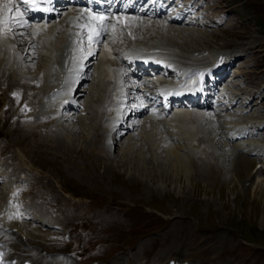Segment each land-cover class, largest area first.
Returning a JSON list of instances; mask_svg holds the SVG:
<instances>
[{
	"label": "rangeland",
	"instance_id": "374dc122",
	"mask_svg": "<svg viewBox=\"0 0 264 264\" xmlns=\"http://www.w3.org/2000/svg\"><path fill=\"white\" fill-rule=\"evenodd\" d=\"M219 5L221 9L224 8L230 13L232 27L217 30L199 28L208 35H204L201 43L189 42L187 45H192L191 48L206 45L207 47L241 45L248 53L247 58L251 56L256 58L255 70L260 71L256 77H261L264 74V0H220ZM157 19L159 18L151 20ZM167 40L171 44L176 42L174 38ZM251 69L253 68H249L250 73H252ZM3 75L4 71L1 69V120H4V126L10 128L14 143V146L11 145L6 150L14 151L13 158L17 161L20 155L16 149H22L27 155V160L42 167L46 170V174L50 173L48 185H45L39 181L42 175L37 177L33 168L23 171L31 173L33 177L28 179L31 181L29 184L31 196L27 194L26 199L30 198V203H33L37 208L40 207L41 217L44 220L45 215L52 216L62 225V230L55 237L48 230L43 231L40 226L35 227L28 223H22L18 229L21 230L20 233L27 244H36L37 239H42L39 246L47 247L48 250L53 249L54 245L50 246L46 240L60 239L61 232L64 229L67 230L69 226L72 227L68 231V238L72 237V230H83L84 225H76L75 222L81 216V211L89 208L88 211L92 212L91 220L94 223L92 224L93 230L90 228L88 230L87 227V236L93 239L101 237L98 256L95 255L97 261L100 258L111 260L118 256L129 255L130 262L144 264L142 244L146 246V249L151 250L158 243H179L174 248L180 249L184 241H191L197 245V249L200 247L206 252L198 238H191L201 236L209 251L212 254H219L215 262L217 264H220L222 259L226 264H240L241 256L244 261H248L251 255V251H249L251 246L252 254L254 255L256 252V264H264V208H262L264 200L261 205L253 202L251 184L253 185L254 182H245L244 177L237 181L234 174H229L230 171L225 173L226 179L211 177V179L202 178V180L195 181L190 177L188 179L190 181L185 179L168 180L166 177L172 172H170L171 164L166 163L164 155H161L162 152L164 154V148L160 154H157L160 157L156 156L157 163L151 161L150 153L146 157L144 156V162L140 160L139 156L142 155V150H140L141 144L139 145L138 142L133 147L132 157L129 155L126 157L128 145L134 139L133 137L132 141L125 143L127 137L133 133L131 129L128 131L120 129L121 134L115 136L116 140H119L116 146V141L111 140L113 137L109 138V147H107L106 141L105 150L107 151V148L110 150L109 153L106 152L107 155L102 154L100 145L87 147L85 143L88 139H85V142H82V139L78 142L79 139H76L72 142L70 151L67 150V147L62 149L56 144L54 136L60 135L62 132L63 138H68L67 122L60 120V129L55 125L59 124L57 123L58 119L53 125L47 123L46 126L53 135L33 136L32 128L26 127V125H16L6 116V112L10 114L16 110L21 111L20 108L25 102L31 104L32 101L28 99H33L35 92L28 90L25 93L23 82L19 83L20 88L18 86L15 88L6 87L7 79L4 81ZM91 79H88L89 82L87 84L85 82L84 86L79 89L89 88ZM261 91L264 92V87ZM27 93L29 94L27 95ZM6 100L7 103H5ZM34 103L33 101V106ZM260 103L264 104V95ZM5 104L6 109L3 111L2 106ZM262 118H264V114H262ZM100 122L101 117L94 123L84 122L89 128L91 127L90 136L93 134L92 129L99 126ZM18 128L24 131H20ZM23 165L26 163L23 162ZM142 165L143 167H141ZM202 174L205 175V173ZM59 183L70 185L72 188L80 190L79 192L82 194L92 195L96 199L99 197L97 205L102 208L101 216L96 207L91 208L95 201L87 203L84 198L78 197L75 201L71 197H66L57 188L56 185L59 186ZM152 189L159 190L161 194L157 195ZM57 210L64 211L65 214L74 213V216L71 221H66L57 214ZM66 230L63 232H67ZM185 230L188 231L190 237L180 243ZM27 232H31L32 237L26 236ZM53 233L56 234L57 231ZM241 236L245 239H242ZM125 239L135 241L134 246L130 248L124 246ZM247 241H254L255 244ZM120 247L124 251L117 253ZM190 248L188 246V249ZM133 254L135 256L138 254V258L135 259ZM229 258L232 259L231 262H228ZM161 259L159 261L164 260Z\"/></svg>",
	"mask_w": 264,
	"mask_h": 264
},
{
	"label": "bare ground",
	"instance_id": "6f19581e",
	"mask_svg": "<svg viewBox=\"0 0 264 264\" xmlns=\"http://www.w3.org/2000/svg\"><path fill=\"white\" fill-rule=\"evenodd\" d=\"M6 5V0H0V47H4L1 49V53L3 54H1L0 57V70L3 69L4 71V81L7 79L6 87H19V83L23 82V85H25V93L28 90L35 92V100L41 102L39 96L41 90L51 92L49 91L51 87L54 88L56 86L62 88L65 85V81L62 80L64 74L62 73L61 68L54 63L61 58L59 51L64 48L66 41L74 36L75 33V37L80 33L76 28L78 24L84 21L81 17V7L78 8L77 6L68 4H59V12H57L56 16L46 24L26 21L25 23L27 27L21 28V24L18 22L14 24L15 21H11V17H7L3 14L9 9V5ZM1 16H4V18ZM151 19L155 18L140 17L136 19L134 23L124 20L125 24H122L123 28L118 32L115 38L116 45L126 43L127 45H146L149 47L163 46V49L171 50L172 55L181 62L193 60L194 58L190 54H193L198 50L200 52L207 47L206 45L200 46L199 48H191L192 45H187L189 42L198 43L202 41L204 35H208L207 33L205 34L203 30L199 28H184L178 24H174L176 26L167 25L160 19L155 21ZM37 29H41V31H38ZM40 38H43V40H40ZM165 38H174L176 42L175 44H171L169 43V40ZM110 45L111 42L109 41L87 49V52L96 50V53L93 54L91 58L94 60L96 59L98 62L97 67L101 72L92 76L93 78L90 80L89 88L83 90L77 87L74 90V92L76 91V98L80 106L83 108L82 111H86L85 113L87 116H84L86 114L80 115L75 112H69L66 113L67 116H61L62 118L57 121L59 124H55L57 128H59V121L63 120L64 122H67L66 129L69 127L68 138H63L61 131V134L59 133L60 135L54 134V138L57 141L56 144L62 147V149L63 147H67V150L70 151L72 150V142L76 141V139H79L78 142L81 139L83 140L82 142H85L84 140L88 139L85 143L87 147H92V145L93 147H96L97 145H100L101 151L106 155L110 151L108 148L107 151L105 150V138L109 135V131L111 130L102 131L101 136L98 137L95 132L100 128V125H97L98 127L96 126L92 129L93 134L90 136L89 132L91 127L89 128L88 125L84 124V122L94 123V121L99 120L100 117L102 121L105 115L100 111V104L110 95L108 89L118 86L119 77L124 74V69L118 70L115 67L117 63L113 48ZM243 49L244 48H242L243 53L241 58L245 59L248 53ZM208 56H210V54H208ZM236 61L238 60H234L235 64ZM246 61L247 59L244 60L242 64H245ZM73 76L75 77L76 74ZM36 84H41L45 87L38 88ZM116 90L117 89H112L111 94H114ZM52 92L56 93L54 89ZM71 93L70 96L72 95ZM67 94H69V92H67ZM53 102L56 101L54 100ZM45 103L50 105L52 104V100L46 99ZM64 103L69 105V101L61 100L59 106L64 108ZM40 107L44 108L39 104V108ZM65 111L68 112V110ZM181 118L182 120L185 119V123L190 126L191 129H189L188 132H180L178 134L188 135V138L191 139L198 136L200 141L208 143L213 148L212 156L217 153V160L220 165L221 163L224 164L225 169L222 170L218 167L214 168L213 165H206L189 157H184L175 150L173 143L168 142V138H166L165 135L172 138L175 134H165L163 132L164 129H169L170 127L183 129L182 124L177 123ZM173 119L174 123L170 122L169 119L168 121L163 120L160 125L157 121L143 116L140 119L138 117L134 121H126L125 127L132 128L131 130L133 133L131 136L127 137L125 143L132 141L134 137L133 141L128 145L126 157L128 155L132 157L131 154H133V147L135 143L138 142L139 145L141 144L140 150H142V155L139 156L140 160L143 161L145 159L144 156L146 157L148 153H150L151 161L157 163V157H160L157 154H160L162 148H164V154L162 152L161 155H164L163 158H165L164 160L166 163L171 164L170 172H172V174L166 177L168 180L185 179L190 181L188 180L190 177L194 178L195 181L202 180V178H222L223 176L220 177L221 175L229 173L230 171L229 174H234L237 181H240L241 178L244 177L245 182H254L253 185L251 184L253 189L251 190V193H253L254 196L253 202L255 201L257 204L261 205V202L264 200V175L261 176V173H264V170L261 171L260 168L255 169V164L250 158L226 149L225 144L221 140V135L218 133L219 126L217 127L213 117H210L206 113L197 109H191L185 110L184 113L179 112ZM119 133V131H115L113 135V138L116 141L115 146L119 141L116 140L117 138H115V135H118ZM108 143L109 142H107V147H109ZM123 158L124 156L122 159ZM132 160L134 159L132 158ZM135 165L138 166L137 163H135ZM8 167L9 165L5 168L7 169ZM141 167H143V165ZM201 172L205 173L206 176ZM144 185L146 186V184ZM163 191L165 192V190ZM154 192L157 195L161 194L159 193V190ZM146 194H148L147 191ZM262 208H264V205ZM2 227L5 226H0V230H2ZM6 233L3 235H6ZM1 240L2 238H0V241ZM21 245L22 243L19 242V238L16 237L12 246L13 253H9L8 249L0 246V264H9V262H11V264H21V261L24 260L36 262L40 259H45L42 255L33 250H26L28 255L23 256L21 254L23 251ZM188 246L191 248L188 249ZM172 255H179L180 259L178 261L182 262L181 264H208L209 260L206 252L200 247L197 249V245L191 241H184L180 246L178 254L175 253ZM167 258H169V256H167ZM163 261L164 260L157 263L161 264ZM48 263L51 264L52 262L48 261Z\"/></svg>",
	"mask_w": 264,
	"mask_h": 264
},
{
	"label": "snow or ice",
	"instance_id": "6c2138e0",
	"mask_svg": "<svg viewBox=\"0 0 264 264\" xmlns=\"http://www.w3.org/2000/svg\"><path fill=\"white\" fill-rule=\"evenodd\" d=\"M14 11V9H9V12Z\"/></svg>",
	"mask_w": 264,
	"mask_h": 264
}]
</instances>
